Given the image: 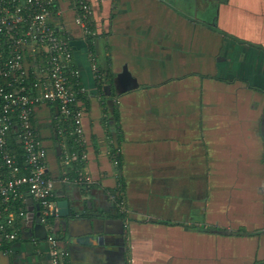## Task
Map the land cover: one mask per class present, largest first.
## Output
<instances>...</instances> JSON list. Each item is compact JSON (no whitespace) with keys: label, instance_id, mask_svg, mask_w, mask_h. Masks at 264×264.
<instances>
[{"label":"crops","instance_id":"obj_1","mask_svg":"<svg viewBox=\"0 0 264 264\" xmlns=\"http://www.w3.org/2000/svg\"><path fill=\"white\" fill-rule=\"evenodd\" d=\"M56 1L88 92L76 171L87 185L61 178L77 160L64 163L56 107L33 119L67 264H264V0H88L89 38L71 0ZM93 61L114 78L125 67L138 88L107 97ZM26 205L39 219L37 203ZM30 226L0 264H51Z\"/></svg>","mask_w":264,"mask_h":264},{"label":"built area","instance_id":"obj_2","mask_svg":"<svg viewBox=\"0 0 264 264\" xmlns=\"http://www.w3.org/2000/svg\"><path fill=\"white\" fill-rule=\"evenodd\" d=\"M71 2L74 23L85 36L93 35L87 30V17L92 15L88 0ZM53 12L59 18L56 0H0V254H13L28 223L26 201L30 199L37 203L47 232L51 264H67L53 236V224L59 219L55 181L46 174L47 148L33 119L38 107L56 106L62 121H73L69 134L81 146L84 105L80 98H87L88 92L72 65L73 36L56 23ZM91 70L99 83L102 77L94 61ZM28 73L34 75L35 94L24 86ZM62 150L65 164L76 158L66 145ZM65 174L61 178L67 182ZM75 182L87 185L91 180L79 174Z\"/></svg>","mask_w":264,"mask_h":264},{"label":"trees","instance_id":"obj_3","mask_svg":"<svg viewBox=\"0 0 264 264\" xmlns=\"http://www.w3.org/2000/svg\"><path fill=\"white\" fill-rule=\"evenodd\" d=\"M55 12H56V10H55ZM55 12L52 13V17L56 21V20H59V18L56 17ZM87 30L89 33H94V24H93L91 17H87ZM87 37L89 38V36H87ZM23 70L26 71V68ZM100 75L102 78H101L100 82L98 83L99 87H102L103 85H106V84L111 85L113 78H114V74H112L109 69L103 75H102V72H100ZM33 77H34V75L32 73L31 74L28 73V78L23 77V79H25L24 80V86L30 88L33 91V93L35 94L37 90L35 88H33V85H34ZM102 98L105 99V97H102ZM80 99L83 103L86 104V98L85 97H81ZM102 101H104V100H101V102ZM101 104H102L106 114L109 116L108 119H106V120L109 123L111 121L116 122L118 116H117V112L115 111V107L112 105L113 107L110 108L111 114H109V110H107V107H106V101H104V103H101ZM54 107H56V106H54ZM56 109L58 111L57 107H56ZM57 115H59V112ZM54 124H56L57 128L63 129V132L61 134H59V137H61L63 139L67 148L71 152H76V160H77L76 162L70 164L69 167H66L63 165L61 166V170H62L61 172H66L65 177L72 179V178L76 177V171L81 169V166H80V164H81V159H80L81 158V147L76 142L77 139L69 134L70 128H72V125H73V121L64 122L59 118V116H57V118L54 121ZM54 138H57L56 133H54ZM239 233H240V235H244L245 231H240ZM246 235L250 236V234H246Z\"/></svg>","mask_w":264,"mask_h":264},{"label":"water","instance_id":"obj_4","mask_svg":"<svg viewBox=\"0 0 264 264\" xmlns=\"http://www.w3.org/2000/svg\"><path fill=\"white\" fill-rule=\"evenodd\" d=\"M137 82L130 76L127 69L124 67L122 71L116 75V77L113 79L112 84L108 85L103 88L105 94L107 97L111 96V89H113V92L116 95H121L126 92L132 91L134 89H137ZM260 131L264 134V114L260 121ZM29 201L32 203V200L29 199ZM30 222V230H33L34 236L38 240H44L47 236V232L45 231V228L40 224V220L37 218L34 220V216L31 213L28 218ZM37 224V226H36ZM204 232V230H203ZM206 233H217L219 236L222 237H236V233L229 231V230H217V231H210L206 230ZM247 232V231H245ZM9 259V257H7Z\"/></svg>","mask_w":264,"mask_h":264},{"label":"rangeland","instance_id":"obj_5","mask_svg":"<svg viewBox=\"0 0 264 264\" xmlns=\"http://www.w3.org/2000/svg\"><path fill=\"white\" fill-rule=\"evenodd\" d=\"M233 90V89H232ZM259 104V103H258ZM260 105V104H259ZM260 115V114H259ZM240 231H246L244 228H241V230ZM23 231H22V233H21V237H23ZM197 260V259H196Z\"/></svg>","mask_w":264,"mask_h":264},{"label":"flooded vegetation","instance_id":"obj_6","mask_svg":"<svg viewBox=\"0 0 264 264\" xmlns=\"http://www.w3.org/2000/svg\"><path fill=\"white\" fill-rule=\"evenodd\" d=\"M211 231H217V230H211ZM240 235V233H236V236H239ZM241 236V235H240Z\"/></svg>","mask_w":264,"mask_h":264}]
</instances>
